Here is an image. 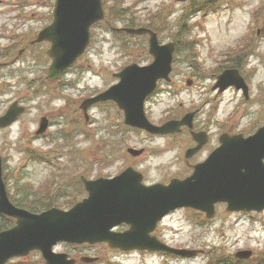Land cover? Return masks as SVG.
I'll return each instance as SVG.
<instances>
[{"label": "rangeland", "instance_id": "obj_1", "mask_svg": "<svg viewBox=\"0 0 264 264\" xmlns=\"http://www.w3.org/2000/svg\"><path fill=\"white\" fill-rule=\"evenodd\" d=\"M15 1L6 0L7 5H0V25L7 23L4 30L0 29L2 37L11 38L16 32H25V25L29 28L31 22V31L35 34L51 15L54 0H28V6L22 9L17 5L25 0ZM199 1L195 0L190 6V3L174 0H120L134 17L148 18L149 21L152 18V23L157 26L160 23L162 43L173 40L177 45L171 80L160 83L146 99L145 114L154 124H161L171 116L179 117L186 111L198 110L195 124L210 128L216 138L222 132L250 133L264 123V61L261 57L264 52V0H210L208 8L198 12L201 5L193 7ZM95 30L96 38L86 56L57 83L43 82L49 61L44 63L46 60L40 46L26 47L14 68L0 69V114L13 101L27 108L15 124L0 130L4 180L14 199L38 207L55 201L71 204L79 191L71 181L79 172L92 178L99 174L107 177L132 166L143 173L146 184L164 182L188 172L183 153L190 142L185 140L182 144L178 139L151 137L125 128L121 114L112 104L91 108V121L81 127V131L77 126L79 131L75 130L72 123L66 125L75 118L79 119L74 107L85 97L109 86L113 82V73L129 63L144 65L152 61L146 37L115 38L101 25ZM0 39L5 45L7 39ZM243 46H246L245 50H240V54L238 51ZM234 51L236 55L231 59L230 54ZM232 65H237L249 86L247 100L233 88L221 93L212 91L217 75ZM41 116L49 119V128L41 138L34 139L33 133ZM99 126L107 138L108 148H102L106 157L104 161L96 153L102 146L96 129ZM65 134L70 135L69 142H64ZM82 140H91V144ZM96 142L90 154V147ZM60 143L65 144V149L77 147L75 154L65 155L62 162L55 158L54 165L48 160L40 162L39 152L46 156L42 152L53 149L52 144ZM127 147L143 148L144 153L138 158L126 156ZM210 147L206 146L189 163L206 157ZM27 148L38 152L27 158ZM53 152L56 155L58 150ZM68 163H75L77 168L73 167L72 172L65 171ZM60 207L66 208V205ZM201 219L194 210L182 209L167 216L160 225V232L170 245L204 251L194 259L169 260L157 254L121 253L107 247L80 250L89 251L86 255L99 257L92 264H222L227 257L225 264H233L231 258L239 250L255 253V258L246 264H259L264 258V212L229 214L221 205L211 221L203 223ZM66 246L60 245L56 251L74 252V248ZM31 259H15L11 264H25L34 258Z\"/></svg>", "mask_w": 264, "mask_h": 264}, {"label": "water", "instance_id": "obj_2", "mask_svg": "<svg viewBox=\"0 0 264 264\" xmlns=\"http://www.w3.org/2000/svg\"><path fill=\"white\" fill-rule=\"evenodd\" d=\"M187 1V0H177ZM103 17L101 0H55L52 23L37 34L35 42L49 41L47 53L52 58L48 78L55 79L81 55L89 41V28ZM129 34H149V53L154 61L148 66L132 64L116 76L119 83L87 99L82 109L97 101L114 100L125 113V123L144 129L151 134L167 135L180 131L182 126L192 128L194 113L180 121H169L160 127L148 122L143 101L152 92L159 79L169 80L174 44L159 45L155 33L144 29H125ZM234 85L247 97V87L235 70L225 71L214 86L220 91ZM24 111L13 103L0 117V128L13 123ZM41 124L38 133L45 129ZM198 145L186 151V158L196 153L206 139L202 133L194 134ZM220 146L207 160L195 167L192 176L172 179L168 185L144 186L142 175L131 168L113 179H83L88 197L69 210L50 209L31 214L15 208L8 200L1 177L0 158V213L16 218V225L0 232V264L16 256L39 250L48 264H73L66 255L52 252L57 242L108 243L121 250H162L183 256L194 252L173 250L149 236L156 223L170 210L191 207L213 214L215 203L227 204V211H256L264 209V126L253 135L219 137ZM133 156L142 151L128 149ZM127 224L123 233L111 231ZM250 252L238 253L248 257Z\"/></svg>", "mask_w": 264, "mask_h": 264}, {"label": "trees", "instance_id": "obj_3", "mask_svg": "<svg viewBox=\"0 0 264 264\" xmlns=\"http://www.w3.org/2000/svg\"><path fill=\"white\" fill-rule=\"evenodd\" d=\"M103 1H104V4H105L106 11H107V16H106L107 20L111 19V17L108 16V14H110V15L113 16L112 17V22H114L117 19L118 20H124L126 26H146V27H149L150 29H153L157 33H159L160 23H159L158 26L155 25V23H152V18H150V21H149L148 18H145L144 20L136 18V17H131L130 18V17H128L129 9H126L125 7H123L121 5L120 0H103ZM208 2L211 3L210 0H201L193 8H198V5H201L200 10L206 9V8H208ZM210 7H211V4H210ZM179 21H180V18H179L178 22ZM244 50H245V48L242 49V52ZM240 54H241V51H240ZM261 57H262V59L264 61V54H262ZM172 118H177V117L172 116V117H170L168 119H172ZM102 148H104V144H102V146H101V151L98 150V155L99 156L104 155V152L102 151ZM83 175H86V174H83ZM73 183H75L77 185L79 191L73 197L74 200L72 201L71 204H68V203L60 204L59 201H55V202H52V203H47V204H45L43 206H45V207H50V206L60 207V206H65V205L69 206V205H72L73 203L77 202L79 199H81L83 197V194H84L83 186H82V184H81L79 179H74ZM18 202H20V201H18ZM27 203L28 202L23 201V202L18 203V205L19 206L21 205V206H24V207H28L30 209V211H34V212L40 208L38 206L30 205V204H27ZM12 224H13L12 219H9V218L4 217V216H0V230L8 228ZM259 264H261V263H259Z\"/></svg>", "mask_w": 264, "mask_h": 264}, {"label": "flooded vegetation", "instance_id": "obj_4", "mask_svg": "<svg viewBox=\"0 0 264 264\" xmlns=\"http://www.w3.org/2000/svg\"><path fill=\"white\" fill-rule=\"evenodd\" d=\"M4 0H0V4H3ZM29 4V1H25L24 7L26 8ZM7 5V3L5 4ZM23 5V2H22ZM21 9L23 6H21ZM18 19V18H16ZM9 20V19H6ZM5 26H7V23H4L3 25H0V29L4 30ZM32 22L29 24V28L27 25H25L26 31L23 32L22 30L20 33H15L13 37L9 38L8 36H0L2 39L6 38L7 41H5V45L0 43V67L1 66H12L14 67L21 59L23 54L25 53L27 45H24V43H32L33 41V30L31 31ZM4 34V33H1ZM10 39V41H9ZM1 41V39H0ZM19 44V45H18ZM197 131H206L208 134V130H202V129H196ZM206 220H203L204 223ZM83 255L80 252L76 254L75 252H70L69 257L74 258L76 260L80 259V256ZM28 259V258H25Z\"/></svg>", "mask_w": 264, "mask_h": 264}]
</instances>
